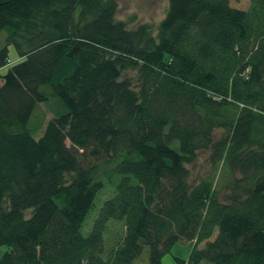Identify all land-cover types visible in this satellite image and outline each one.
Returning a JSON list of instances; mask_svg holds the SVG:
<instances>
[{"label": "trees", "instance_id": "trees-1", "mask_svg": "<svg viewBox=\"0 0 264 264\" xmlns=\"http://www.w3.org/2000/svg\"><path fill=\"white\" fill-rule=\"evenodd\" d=\"M230 2L131 27L114 0H0V264H162L184 241L187 264H264V0Z\"/></svg>", "mask_w": 264, "mask_h": 264}, {"label": "rangeland", "instance_id": "rangeland-1", "mask_svg": "<svg viewBox=\"0 0 264 264\" xmlns=\"http://www.w3.org/2000/svg\"><path fill=\"white\" fill-rule=\"evenodd\" d=\"M116 3L115 20L129 23L131 27L137 24L149 23L156 25L158 24L165 15L168 0H114ZM231 7L245 10L249 6V0H231ZM9 52V65L19 60L14 46L8 47ZM8 70V66L0 70V75H4ZM1 83V82H0ZM58 105L55 101H50L47 105H39V108L34 113L30 121V130L33 136L37 139L42 131V122L45 123L58 111ZM44 126V124H42ZM207 154L199 153L197 160L193 166L188 167L191 173L192 179L196 176H200L205 173L208 169V163L206 161ZM107 182V181H106ZM112 191L111 187H107L104 191L97 196L94 207L99 208L101 203L110 196ZM96 213L93 212L90 216L89 221L86 224L88 229L92 223ZM109 229L105 234V240L111 242L114 238V230L122 233L121 224H109ZM203 247V244L198 246ZM195 249L194 242H181L173 246L170 251L164 254L161 258L162 264H177L175 258L181 261L180 264H187L188 258L192 250ZM7 251V247H0V256ZM147 255L146 252L136 260L133 264H146Z\"/></svg>", "mask_w": 264, "mask_h": 264}]
</instances>
